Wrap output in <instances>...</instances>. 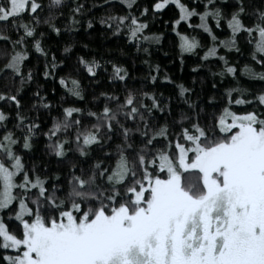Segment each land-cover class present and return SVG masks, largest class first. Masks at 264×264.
I'll list each match as a JSON object with an SVG mask.
<instances>
[{"label": "snow or ice", "instance_id": "6c2138e0", "mask_svg": "<svg viewBox=\"0 0 264 264\" xmlns=\"http://www.w3.org/2000/svg\"><path fill=\"white\" fill-rule=\"evenodd\" d=\"M105 3L127 11L96 22L126 35L145 54V45L162 39L147 34L141 18L149 13L153 20L165 10L175 13L164 24L179 39L181 63L184 54L205 48L197 35L182 33L181 24L206 34L210 44L200 59L221 66L212 75L224 91L201 107L191 98L193 89L178 85L186 105L178 117L170 98L146 92L139 98L128 92L123 100L101 92L106 102L100 111L62 107L42 133L46 147L61 160L74 152L82 161L63 176L41 172L25 162L41 131L38 117L23 114V94L36 80L30 57L43 58L44 79H54L63 61L50 54L45 37L61 35L56 21L65 8V31L75 30L85 4L0 0V264H264V0ZM93 27L88 19L87 28ZM71 51V45L63 48L66 55ZM227 53L236 56L230 61ZM78 63L92 77L101 68L95 59L78 57ZM112 71L119 81L128 76L117 64ZM58 83L85 99L77 78L60 76ZM33 96L32 109H51L39 86ZM5 108H14V115Z\"/></svg>", "mask_w": 264, "mask_h": 264}, {"label": "trees", "instance_id": "16d2710c", "mask_svg": "<svg viewBox=\"0 0 264 264\" xmlns=\"http://www.w3.org/2000/svg\"><path fill=\"white\" fill-rule=\"evenodd\" d=\"M71 5L73 0H67ZM78 3L85 4L84 15L77 17L81 23L75 26L73 31H65L68 26L69 9L63 10L64 14L57 21V25L61 27V35L56 36L55 33H49L44 40V45L50 50V54H54L58 63L63 61L57 69L56 77L45 80L43 71V58L39 61L36 54L30 57V66L34 67V75L36 80L25 89L23 94L22 106L23 114L31 117L40 124L41 131L34 138L33 148L31 152L25 154V162L32 166L36 165L39 171L47 170L48 173H60L61 176L66 174L72 162L81 163L82 158L78 154L69 152L64 160L55 157L46 147L47 140L42 134L46 132L52 125V117H59L62 114V107L76 106L92 111L102 110L105 99L100 95L101 92L115 94L123 100L126 93L132 92L137 98L142 93L155 95L157 99L171 100L172 116L178 117L181 110H186V105L182 102L178 95V85L183 84L194 90L192 100L197 101L203 107L207 103L209 96H217L219 101L220 95L224 91V86L220 83L218 76L214 77L213 72H219L221 66L216 61L204 62L200 59L206 47L210 44L206 34L194 33L188 29L185 24H181L179 30L188 35H197V38L205 45L203 49H197L196 54H184L183 63L179 52V39L171 30V26L165 25V20H170L174 16V12L165 10L166 14L153 20L151 13L148 17H142L149 24L146 30L147 34H162L160 44L145 45L150 48V53L145 54L142 50L137 51L133 44H130L126 35H113L112 32L102 27L98 21L102 16L112 14H124L127 10L119 3L108 4L105 0H76ZM151 0H139L141 5L149 4ZM190 2V0H185ZM47 3V0H44ZM133 11L139 15L137 9ZM94 19V27L87 28V20ZM193 23H198V18L192 19ZM44 31H48L46 26H42ZM221 38L224 36L220 33ZM3 42H0L2 45ZM67 45L72 46L69 54L63 53V48ZM87 45V48L84 47ZM221 54H225L224 50H220ZM229 60H233L235 53H227ZM78 57H84L86 60H97L101 64L98 69L97 76L92 77L87 74L83 67L78 63ZM243 62L244 57H240ZM147 61V63H145ZM117 64L128 72L125 81H119L113 78L112 65ZM159 65V71L155 70V66ZM197 68V71H193ZM106 69V70H105ZM77 78L82 85L85 99L83 101L71 97L66 90L59 85L60 76H69ZM151 76H156L155 83L151 81ZM167 76L171 83L165 80ZM230 78H226L225 83ZM213 82L217 83L215 89L212 88ZM39 86L41 95L46 97L52 107L51 109H32V103L35 101L33 93ZM53 89L55 91H53ZM2 90V89H0ZM199 97V99H197ZM63 98V99H62ZM145 103L151 104L150 100ZM212 111L211 108L208 109ZM5 111H11L14 115L15 109L5 108ZM159 123H163L164 119L159 113H155ZM90 118H85L88 123ZM169 118V122H170ZM11 126V125H9ZM101 155L100 152H93V156ZM84 167L88 164L84 163Z\"/></svg>", "mask_w": 264, "mask_h": 264}]
</instances>
